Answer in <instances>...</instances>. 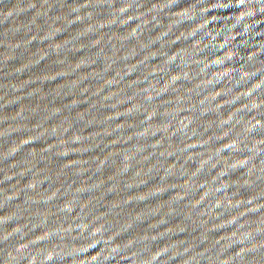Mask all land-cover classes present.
Here are the masks:
<instances>
[{
  "label": "water",
  "instance_id": "95a60500",
  "mask_svg": "<svg viewBox=\"0 0 264 264\" xmlns=\"http://www.w3.org/2000/svg\"><path fill=\"white\" fill-rule=\"evenodd\" d=\"M0 264H264V0H0Z\"/></svg>",
  "mask_w": 264,
  "mask_h": 264
}]
</instances>
